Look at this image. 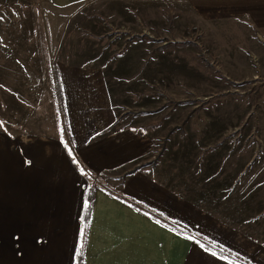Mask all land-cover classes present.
Here are the masks:
<instances>
[{"label":"crops","instance_id":"1","mask_svg":"<svg viewBox=\"0 0 264 264\" xmlns=\"http://www.w3.org/2000/svg\"><path fill=\"white\" fill-rule=\"evenodd\" d=\"M5 1L15 4L0 7V264H14V244L15 264H75L78 253L80 264H264V161H217L216 152L180 146L174 132L183 126L154 160L151 135L116 124L103 66L43 62L41 11L29 13L41 0ZM85 1L48 0L57 13L49 19L72 24ZM145 1L171 6L152 15L153 29L203 39L210 52L229 37L239 45L231 50L264 62V0ZM125 65L114 74L135 79ZM156 66L142 74L149 84L167 77ZM104 174L115 189L89 178Z\"/></svg>","mask_w":264,"mask_h":264},{"label":"rangeland","instance_id":"2","mask_svg":"<svg viewBox=\"0 0 264 264\" xmlns=\"http://www.w3.org/2000/svg\"><path fill=\"white\" fill-rule=\"evenodd\" d=\"M4 3L15 4L0 0V7ZM170 8L161 3L154 7L145 0H89L74 8L72 24L67 21V26L49 19L57 13L48 0L31 6L29 13L41 11L36 24L42 33V61L55 58L103 66L105 92L118 112L116 124L151 135L154 157L164 144L167 127L183 124L185 118L182 130L174 132L179 136L176 144L201 148L204 156L216 152L217 161L241 154H247L250 163L264 161V62L256 55L250 54L249 59L231 50L233 41L239 45L229 37L224 39V49L216 46L210 52L211 45L203 39L178 40L165 28L148 24L153 14L159 16ZM48 46L56 47L57 53H46ZM66 47L68 51L60 53ZM241 57L244 61H235ZM123 64L133 67L126 73L139 75L120 79L113 68ZM146 64L162 66L167 75L163 82L149 84L143 79ZM89 178L110 190L118 183L108 174ZM7 252L15 264L16 245L8 246Z\"/></svg>","mask_w":264,"mask_h":264},{"label":"trees","instance_id":"3","mask_svg":"<svg viewBox=\"0 0 264 264\" xmlns=\"http://www.w3.org/2000/svg\"><path fill=\"white\" fill-rule=\"evenodd\" d=\"M180 102V101H178ZM161 108V107H160ZM159 108V109H160ZM153 112L155 111L152 110ZM183 124H180V125H176V126H172L168 129L167 131V134L165 135L164 139L161 141L162 143L165 142V140L167 139V136L175 131L177 128H180ZM163 149L164 147L162 146L160 148V150L156 153L155 157H154V160L157 159V157H159L161 155V153L163 152ZM139 169V166L135 167L134 169L130 170V171H127L126 173H124L122 176H121V180H123L125 177H127L128 175L134 173L135 171H137ZM94 190V187L93 186H90V187H87L86 188V191H85V200H86V205L84 207V210H83V214H82V229H83V234L85 233V227H86V220H87V216H88V213L90 212V201H91V198H90V194L92 193V191ZM81 229V230H82ZM82 234V233H81ZM82 234V235H83ZM82 235H81V238H82ZM79 258H80V254L78 253L77 254V261L75 264H80L79 262Z\"/></svg>","mask_w":264,"mask_h":264},{"label":"snow or ice","instance_id":"4","mask_svg":"<svg viewBox=\"0 0 264 264\" xmlns=\"http://www.w3.org/2000/svg\"><path fill=\"white\" fill-rule=\"evenodd\" d=\"M81 233L83 234V229L81 230Z\"/></svg>","mask_w":264,"mask_h":264}]
</instances>
